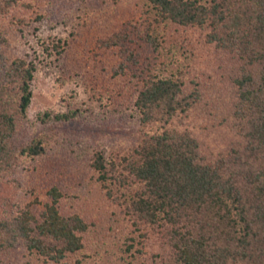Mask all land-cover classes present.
Wrapping results in <instances>:
<instances>
[{"label":"trees","instance_id":"obj_1","mask_svg":"<svg viewBox=\"0 0 264 264\" xmlns=\"http://www.w3.org/2000/svg\"><path fill=\"white\" fill-rule=\"evenodd\" d=\"M54 3L0 2V23L14 13L29 50L10 53L0 26V190L13 188L0 264H83L106 224L128 264H264V0H102L122 11L107 45L128 60L93 88L102 138L65 150L50 129L86 117L72 98L65 112L30 116L36 47L70 51L40 35L44 21L59 25ZM129 4L137 16L124 15ZM168 55L184 65L168 71Z\"/></svg>","mask_w":264,"mask_h":264},{"label":"rangeland","instance_id":"obj_2","mask_svg":"<svg viewBox=\"0 0 264 264\" xmlns=\"http://www.w3.org/2000/svg\"><path fill=\"white\" fill-rule=\"evenodd\" d=\"M57 1V4L54 3L53 11L55 20L59 21V25L53 29L50 27L49 21H44L41 25L40 35L44 39L57 38L68 40L70 51L62 58H58L55 55H47L41 46L36 47L40 58L44 59V64H42L36 73L30 116L46 110L65 112L68 109L66 101L72 98L71 100L76 102L86 112V117H83L80 121L64 124L61 127L55 126L54 128L53 126V129H50L51 131L59 130L61 132V149L65 150V147L67 148L70 144L74 143L76 139L86 140L88 138L90 142H94V139L102 138L100 135L103 127L102 125H96L94 120L96 121V116L101 114L104 109L99 106V102L94 98V94H98L97 90H99L101 84L107 85L113 83L106 76H110L112 70H115L121 62L127 64L128 59L125 56L127 53L124 52L122 55V52L120 53L117 49L113 50L111 46L107 45L108 42L111 43V41H107L110 34L119 31L121 28L119 24L123 21L122 11L115 14V8L112 5L105 6L102 0ZM138 12L139 9L134 4L127 5L123 11L124 15L126 14L128 18L137 16ZM10 13L11 15L8 19L5 17L6 19L1 20L0 26L2 27L3 23L6 24V29L2 33L8 35L9 37H5L12 43V45L10 43V48L8 47L10 53L18 56L29 50L26 49L24 43H20V37L17 35L19 33L18 29L12 27L17 24L15 21H12L15 19V14ZM88 13H90L89 17ZM87 18L91 19L90 23L86 21ZM106 19L108 20L106 21ZM60 21L63 23H60ZM91 24L92 29L90 26H87ZM17 26L20 25L18 24ZM83 27L86 33L83 34L82 32L78 36L80 41H74L73 36L79 33V30H82ZM99 38H102V40ZM80 47H82V52H80L81 56L78 58L75 55L74 49L77 48L80 51ZM170 56L168 55L167 57V60L171 58L169 59L171 65L168 71L174 72L184 65L185 60L180 55L175 56L174 59ZM101 68H105L106 71L102 72ZM168 74L169 72L164 73L165 76ZM94 87L97 90H94ZM113 105L109 108H112ZM90 121L92 123H89ZM29 138L30 135L28 136L27 133H23L16 138V142L27 141ZM106 142L108 144L111 143L108 140ZM108 144L106 148L110 150ZM11 188L6 185L0 190V206L3 196L4 198H8L9 194L10 196L13 195L12 190L10 192ZM2 192L6 193L3 194ZM108 227V224L104 227H96L95 231L98 232V234H95L97 237V251L100 254H93L83 264H128L133 261L124 251L123 241L113 242L110 240L105 242L104 238L108 236Z\"/></svg>","mask_w":264,"mask_h":264}]
</instances>
